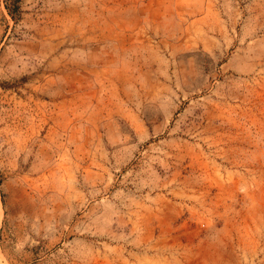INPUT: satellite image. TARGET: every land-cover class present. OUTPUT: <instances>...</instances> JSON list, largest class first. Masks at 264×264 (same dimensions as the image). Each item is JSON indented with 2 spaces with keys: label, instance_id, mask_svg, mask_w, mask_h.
<instances>
[{
  "label": "rangeland",
  "instance_id": "1",
  "mask_svg": "<svg viewBox=\"0 0 264 264\" xmlns=\"http://www.w3.org/2000/svg\"><path fill=\"white\" fill-rule=\"evenodd\" d=\"M0 264H264V0H0Z\"/></svg>",
  "mask_w": 264,
  "mask_h": 264
},
{
  "label": "trees",
  "instance_id": "2",
  "mask_svg": "<svg viewBox=\"0 0 264 264\" xmlns=\"http://www.w3.org/2000/svg\"><path fill=\"white\" fill-rule=\"evenodd\" d=\"M16 2V0H13V3Z\"/></svg>",
  "mask_w": 264,
  "mask_h": 264
}]
</instances>
